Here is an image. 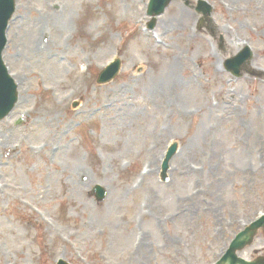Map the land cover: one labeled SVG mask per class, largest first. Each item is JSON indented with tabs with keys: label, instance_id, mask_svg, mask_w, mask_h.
I'll list each match as a JSON object with an SVG mask.
<instances>
[{
	"label": "rangeland",
	"instance_id": "374dc122",
	"mask_svg": "<svg viewBox=\"0 0 264 264\" xmlns=\"http://www.w3.org/2000/svg\"><path fill=\"white\" fill-rule=\"evenodd\" d=\"M117 2L19 0L4 55L20 98L0 121V264H213L264 211V0H171L152 17L150 0L134 14ZM203 2L216 34L199 31ZM53 16L72 23L39 26ZM221 29L250 43L240 76L221 69ZM115 57L121 72L98 85ZM243 254H264V231Z\"/></svg>",
	"mask_w": 264,
	"mask_h": 264
},
{
	"label": "bare ground",
	"instance_id": "6f19581e",
	"mask_svg": "<svg viewBox=\"0 0 264 264\" xmlns=\"http://www.w3.org/2000/svg\"><path fill=\"white\" fill-rule=\"evenodd\" d=\"M135 2L136 3H139V4H136ZM135 2H134V0H131L130 6L129 7H125V6H123L121 4V1L118 0V2H117V5L118 6L117 7H122L123 9L129 10L132 14H134L135 12H140V11L142 12V6H141L142 4H141L140 0H135ZM177 4H175L173 6L176 7V8H178L179 6ZM257 9L259 10L260 7L258 6ZM121 14H123V13L121 12ZM207 18H202L201 19V23L205 25V23L207 21ZM112 19L114 21H117L118 16L115 15L114 17H112ZM51 22H54V24H59V22H61L60 23V26L63 29H64V23H68V24L72 23V21L71 20H67V18L65 19V18H62L61 16H53V17H49V20H47L46 18L45 19L43 18V20L39 22V26H41V27H43L45 25L47 26ZM226 32H230V35H227L226 33H224V37L226 38V44L222 43L221 39H218L217 42H214V44L217 46V49H218L217 51H221L223 53V56H226V54H227L226 53V50L224 49V47H226L227 50L228 51H231V52H235L238 49H240V48H237L236 50H234L233 48H229V46H235V45L239 46L238 45L239 44L238 42H240L241 39H238V35L237 36L236 35L234 36L231 31H226ZM197 37L199 38V40H201L202 38H200V37H203V36H197ZM233 37H235V38L232 39V40H230V38H233ZM110 38L111 39H115V36H111ZM243 44L244 43L242 42L241 45H243ZM45 49H46V47H42V45H40V44L37 47V50L38 51H44ZM240 58H238L235 61V63L237 62V68H239V69L244 65V62H245V64L247 62L246 60H242V58L241 59ZM159 60H161V58H159ZM244 67H247V65H245ZM192 77H193L192 74L187 75V79H186V81L184 80V84L182 86L185 87L186 89H188V86L191 85V84H193L192 82L190 83L188 81V80H191ZM187 81H188V83H187ZM159 83H160L159 81L152 82L151 86H153V88L156 89V91H157V89H160L162 87V85H161L162 83L161 84H159ZM172 84L174 86H176L174 83H172ZM176 84L179 85V81H176ZM164 101L167 102V103H169L173 107H175L177 110H180L182 112V115H185V112L180 107L181 106V103H177L176 104V103H173V102H170V101H167V100H164ZM78 176H79V178L80 177H86L85 172H81L80 171V173H77V176H76V183H77V185L83 186V184L81 182H79ZM142 242H143L142 238L141 237L138 238V246H141Z\"/></svg>",
	"mask_w": 264,
	"mask_h": 264
},
{
	"label": "water",
	"instance_id": "95a60500",
	"mask_svg": "<svg viewBox=\"0 0 264 264\" xmlns=\"http://www.w3.org/2000/svg\"><path fill=\"white\" fill-rule=\"evenodd\" d=\"M11 12V0H0V33L4 31L7 24V17ZM264 221V219H262ZM251 227L248 228L245 232L241 233L231 244L230 249L226 256L224 257V261L222 264H250L243 262L241 259H238L236 256V250L242 248L245 244L251 243L254 237V231H251ZM251 231V232H250ZM248 234V238L243 243H238L237 240L242 238L243 234ZM245 234V235H246ZM243 239V238H242ZM241 239V240H242Z\"/></svg>",
	"mask_w": 264,
	"mask_h": 264
}]
</instances>
